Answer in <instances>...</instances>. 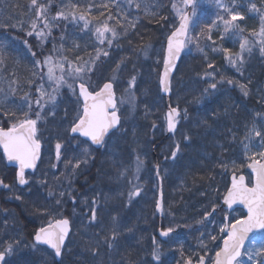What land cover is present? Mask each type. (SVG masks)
I'll use <instances>...</instances> for the list:
<instances>
[{"label":"rangeland","instance_id":"1","mask_svg":"<svg viewBox=\"0 0 264 264\" xmlns=\"http://www.w3.org/2000/svg\"><path fill=\"white\" fill-rule=\"evenodd\" d=\"M44 2L45 0H39ZM59 1H62L59 5L58 11L63 10L66 13L75 12L78 16L82 13L77 7L73 8L70 3L71 0H55V3L50 5L49 8V19L55 17L51 9ZM225 3L232 4V0H223ZM178 6H182V0H173ZM172 3V4H173ZM250 3H255L261 9H264V0H236L238 5L236 10L241 11L242 14L246 16L243 21H238L240 26L244 29L243 33H239L236 30V34L233 32L225 33L223 30V25L219 27H213L211 30L212 39H208L209 30L207 34L206 46L204 49L198 52L200 58L208 60L216 59V64L214 70H210L209 73L212 75L202 76L198 84H201L197 101H190L188 103L191 111H187V116L185 117V110L179 108L178 104H175L180 111H182V117L180 118L177 129L174 133H171L168 139H163L164 130L160 125H155L150 130V140L146 143L142 141L144 134L147 131V122L142 123V128H135V122L138 118H144L137 116V108L132 107L130 104L125 103L119 105V115L122 119V128L120 131L112 137L104 149L100 152L102 163H107L111 169H107L108 176L112 172H116L114 169L117 167L119 171L117 174L120 176L114 179H108L106 182L107 187L105 189L111 191L112 189L118 191L120 194H116L113 198L103 199L101 193L104 191L100 188L98 195H89L88 198H81L74 196V190L72 188L73 178L76 175L84 173L93 164L95 159V153L92 151L90 146L80 140L70 139L67 137V132L73 125L78 113L81 111V104L76 100V93L73 90H68L64 93L60 90L56 103L53 105L51 103L47 104L41 113V118L38 122L37 136L39 137L42 150L43 159L42 164L38 171L26 177L29 181L28 184L24 185L22 188H18L15 184L13 187L4 188L3 191L5 196H8L7 201L21 203V199L17 200L16 196H24L29 198L31 193L39 194V198L42 203H48V209L53 215L49 213H41L36 215V221L42 223L44 221L49 225V221L54 222V218L59 217V215H64L63 213L68 212L71 216V223L74 228V235L72 236L67 248L82 250L80 247L81 241L84 239H89L86 236L89 227H95L99 223V214L103 216V219L108 218L112 213L121 211L125 215V205L126 198L129 200L128 194L135 185L140 186V194L147 192V195H143L144 198L139 203V206L145 204V200L149 196L151 190L148 187V183L155 182V178L151 177L146 179L145 169L143 164L140 166V171L136 173L137 158L139 160L146 161L149 157V153L152 155L157 154L159 158L160 169L163 170L162 175H170L175 171L186 170L189 166H192L186 172L175 176V191L173 197L171 196L169 203L172 209L177 210L180 215H182L183 220L187 223H193L195 226H201L202 235L199 239V249L203 252L205 247L208 250V257L214 258L216 248L223 242V233L220 232V228L224 226V221L229 223L235 222L243 216L241 211H236L231 214L230 218L227 216L226 212L221 209V203L223 197L228 189V178L223 176L224 171H228V174L236 175L244 174V170L247 166V158L245 155V150L243 147L244 143H247L246 135L248 130L255 124L259 129H264V56H261L259 51V45L255 44L252 52H245L244 63L239 70L231 66V64L224 58L222 49L227 46L233 55L240 52V40L241 37L255 41L256 37L252 36V32H258L260 28L259 14L255 12H249ZM34 10V9H32ZM171 14L174 23L172 27L177 26L179 23L178 17L176 16V11L171 5ZM35 11V10H34ZM57 11V12H58ZM206 12L210 15L208 17L210 25L213 20L217 18L218 15L222 14V9L218 8L215 0H196V16L194 17V24H196L197 17H206ZM36 19V17H34ZM33 19V20H34ZM96 21H92L94 25ZM64 24L65 27H73L74 29H81V33L88 36L89 40H92L97 48L107 50L109 55L107 57L101 55L99 62H108L110 59H114L116 54L121 53L119 48V40L114 42L111 48L108 47L107 43L100 45L94 35V27L90 25V30H84L83 22H73L71 16L69 15L68 20H53L52 21V31L51 35H48L43 40H38L39 47L49 41L52 37L54 31H58L59 27ZM31 30V21L27 22L26 28ZM199 26L198 24L196 27ZM37 28L43 29V23L37 21ZM200 29V28H199ZM21 30L19 27L18 31ZM47 32V29H44ZM200 32L202 30L200 29ZM110 38V34H107ZM223 36V39L221 37ZM30 37L27 34L24 38L11 36V40L15 42V48L19 54L26 56L27 58L34 59L32 55L30 44L28 39ZM190 46L192 43L188 44L185 51V56H193V50ZM215 49V50H214ZM31 52V54H30ZM161 52L164 53V48L160 47L154 50L153 60L157 62ZM208 57V58H207ZM122 57H116L113 62V66L109 67L102 76V80L106 78L113 82L117 90L118 101L127 95L130 91L133 94V88L128 89V82L131 77L140 76L139 72H136L135 68L138 65V60L133 66L132 64L126 62H120ZM19 58H16L18 60ZM44 59H41L43 61ZM54 60V59H53ZM55 61V60H54ZM96 61V62H97ZM225 61L227 64H225ZM17 62V61H16ZM79 62V61H76ZM117 65H120L118 68ZM36 70L35 75L30 80L24 81L23 79H18L19 74H12L8 77L0 71V107H5L8 102L14 101L21 111H27L28 105L25 99L26 95L31 100L34 111L31 113L32 118L35 117V111H40V109L35 108V100L37 97L36 88L40 85V73L46 72L47 69H40L34 67ZM32 70L31 65L25 64L22 66V71L24 73L30 72ZM57 75H59V70H57ZM138 75V76H137ZM113 77L115 79L113 80ZM233 80L237 82V86H231L227 83V80ZM15 81V83H13ZM216 82L218 87L216 90H212L208 87L209 83ZM43 83L47 86L48 82L45 79ZM177 81L174 82L173 86H176ZM197 83L191 88L194 91L197 88ZM243 83L248 91L249 95L245 97L239 88V84ZM102 86V85H101ZM101 86L94 88L97 91ZM67 87V86H66ZM194 88V89H193ZM47 91L51 92V87H47ZM191 91V92H192ZM134 95V94H133ZM249 99L250 103L244 101L243 99ZM136 99V98H135ZM155 110L152 111L150 115V120L159 118L165 126L164 113H161L163 104L155 101ZM215 112V116L213 115ZM55 113L54 115L52 113ZM154 113V114H153ZM48 114L49 119L45 118L44 115ZM259 114V115H258ZM160 115V116H159ZM17 118L12 119V122ZM188 136L190 139L185 140L184 137ZM136 138H139L135 142ZM164 140L163 143H159ZM219 140V141H217ZM131 141V142H130ZM61 144L60 149V159L54 164V146L56 144ZM151 143H155V146H150ZM179 143L180 151L177 153L175 160L171 159L172 151L174 150L176 144ZM258 143V138L253 136V144ZM186 149L185 159L182 162H178L183 154V148ZM88 149L86 154L84 149ZM157 150V152H156ZM256 147L250 146V152L256 151ZM57 154V152H56ZM79 160L80 167L73 169L72 165ZM87 161L86 163L84 161ZM106 160V161H104ZM71 162V163H69ZM224 164L225 167L220 165ZM55 165V167H53ZM206 165V166H205ZM209 168L211 172H218L214 176H208L206 182L200 183V181H193L192 179L186 180L187 175L192 171L205 172ZM100 169L104 170L102 166ZM132 173L130 179H127V175ZM140 176L141 180L135 184L137 176ZM153 175V173H152ZM204 175V174H203ZM250 181L247 175L246 180ZM207 181H210L209 183ZM53 192L52 196H49V191ZM65 191L67 194L62 198L63 204L57 205L56 200L59 197V192ZM94 191V189H93ZM156 191L155 183L152 186V192ZM73 197L76 201L73 204ZM138 197V196H137ZM137 197H134L136 199ZM78 198V199H77ZM93 200L97 203L95 207L98 209L97 221L96 223H90L91 208L93 207ZM157 201V200H156ZM156 201L154 202V207H156ZM106 206L101 209L103 204ZM142 204V205H141ZM213 205L216 206L215 212L212 211ZM59 208V212L56 209ZM145 208V206H143ZM167 206L163 204L162 206V216L165 217ZM208 212L211 215L207 219H204V214ZM41 217V218H39ZM62 217V216H61ZM227 218V219H225ZM17 216L14 212L8 215L7 223L5 226V232L8 237H11L13 243L15 241L22 240L21 230L19 229V224L17 221ZM206 232V233H205ZM204 233V234H203ZM211 236H216L217 240L213 241ZM178 237L175 236V239ZM260 235L257 236V246L259 243ZM9 240H3L0 238V243L7 244ZM84 242H86L84 240ZM79 244V246H77ZM165 249L168 252L163 256L169 258L171 252L168 245ZM253 245L250 243L248 248ZM78 247V248H77ZM84 248H87L86 246ZM26 249L27 251H25ZM77 252V251H73ZM31 253L38 260V264H49L51 262V254L47 253L46 250H39L33 248L30 245L21 242L17 247L15 252L9 257L10 264H14L13 257L15 255H22ZM69 253V252H67ZM89 254V253H87ZM264 257H257V259H262ZM243 259L247 262V256ZM155 264L159 262L153 261ZM210 264V261H209ZM250 264V262H247Z\"/></svg>","mask_w":264,"mask_h":264},{"label":"trees","instance_id":"2","mask_svg":"<svg viewBox=\"0 0 264 264\" xmlns=\"http://www.w3.org/2000/svg\"><path fill=\"white\" fill-rule=\"evenodd\" d=\"M61 2L62 1H59L52 7L51 11L54 14L57 13ZM136 2L141 4L140 9H136L134 4L131 9H129L125 0L70 1L72 5H77V8L80 9L82 13H87L89 18L93 15L99 17L100 12L102 11L105 13V16L100 17L101 20L105 19L109 12L113 15H115L116 12H120L121 16H124L125 12H130V15L124 19L123 27L117 25L115 19L109 21V24L116 26L117 31L120 33L118 40L120 42L119 48L121 53L116 54L115 58L122 57L121 60H119L120 62H126L133 66L136 64V60L139 59L135 70L140 73V76L137 75L138 77H136L133 94L136 98L135 107L137 108V116H143L144 118H138L136 120L135 128L138 131V128H142L141 124L147 122L148 128L142 139V141L146 143L151 139L149 134L153 125H160L165 134V126L158 121L159 118L158 120L153 118L150 120L149 117L152 115V111L155 110V101L163 104L164 107L160 108L162 114L166 111L165 100L160 95L158 84L159 73L163 63V52L159 55L157 62H154L153 54L155 49L160 47L164 48L168 35L174 30L172 27L174 21L170 10L173 0H136ZM30 3L31 0H0V50L3 51L4 61L0 64V71L4 75L8 77L11 73L14 75L19 74L18 79H23L24 81L30 80V78H33L32 76L36 73V70L33 69L35 67L36 59L41 60L49 55H51L54 60H57L60 57H67L72 61H76L77 56L81 57L83 60H88L90 57L94 58L96 56L97 47L95 43L92 40H89L88 36L83 35L80 28L74 29L73 27H65L64 24L59 27L57 32L54 31L52 33V37L49 41L40 47L36 37H30V39H28L31 52L37 54L34 59L22 56L17 50H13V48H15V42L11 40V36L24 38V35L28 32L27 30L30 29L29 26L26 28L27 22H32L35 17V11L30 8ZM41 3L52 5L55 3V0H45ZM105 3L109 4L108 9L101 7V5ZM114 4H119L120 7L117 8ZM145 5L148 6L149 14H146L145 12ZM209 15L210 14L206 12V17L196 18V24L191 35L193 38L199 36V40L198 42H193L192 46H190L191 50H193V56H184L178 66L172 82V93L170 98L171 107H175V104H178L179 108L182 110L191 111L188 103L190 101H197L198 90L202 87V85L197 82L202 76L207 75L210 70H214L217 60L200 58L198 52H196V50L200 51L206 46L208 34L207 26L210 25L208 19ZM160 17H167V19H160ZM21 22H23V27L18 31L19 27H21ZM197 24L199 26L196 27ZM132 25H135V27ZM199 28L202 32H200ZM145 47L147 54H145L144 51H141V49ZM16 58L19 59L16 60ZM115 58L110 59L106 63L102 61H97L95 63V70L91 73L90 79L88 80L91 90L110 81V79L108 80L107 78L102 80V76L109 67H112L115 70L113 66ZM25 64L32 66L30 72L28 71L24 73L22 71V66ZM209 64H212L213 67L209 68ZM225 64H227L226 61ZM175 81H177V83L174 87L173 84ZM196 83L197 88L192 91L191 88ZM68 90L71 91L70 88L65 86L62 91L67 93ZM243 100L250 103L249 99ZM22 112L23 111L18 108L14 101L8 102L5 107H0V127L4 129L10 127L12 119L22 118ZM6 113L9 115H6ZM11 113H16V115L12 116L10 115ZM214 114L215 112L213 111V115ZM44 117L49 119L48 114L44 115ZM67 137H69V131L67 132ZM138 139L139 138H136L135 142H137ZM152 144L153 143H151L150 146H152ZM153 146H155V143ZM182 149L184 150V156H182L178 162H182L185 159L186 149H184V147ZM153 156L152 153H149V157H147V160L143 163L146 179L151 177L155 178ZM102 162L103 159L101 158V153L95 152V159L92 166L84 173L76 175L73 178L72 188L75 192L74 196L78 197L80 195L81 198H88L90 200L89 197L91 195L99 194L100 188L104 190L101 193L103 199L108 200L113 198L116 194H120L113 189L111 191L105 189L107 187L106 182L109 178L114 179L115 177L120 176L117 174L119 169L115 167L114 169L116 172H112L111 175L108 176L107 169L111 168L107 163ZM102 166L104 167L103 171L100 169ZM191 168L192 166H189L186 170L182 171H175L173 169L172 174L168 176L162 175L163 170L160 169L159 176L161 178L163 204L167 206L164 218L160 219L158 217L154 207V202L157 200L158 187H156L155 182L148 180L150 181L148 187L151 192L145 200L144 205L141 204L142 206H139V203L144 196L148 194L147 192H143L136 199L133 198L131 201L126 198V201L129 202H126L125 205V215H123L121 211H117L116 213L110 214L108 218L103 219V216L99 214L100 218L98 225L95 227H89L87 230L86 236L89 237V239H84L86 242H84V240L81 241L79 248H82V250L74 249L77 252H73V249L66 248L61 259L62 264H155L151 256L153 250V238H155L159 245L160 261L158 264H184V261L189 257L192 258L194 264L198 261L199 256L204 254V252L199 249V246H197L199 244V236L202 235L200 232H203L202 228L201 226H195L193 223L186 224L182 215H180L177 210L174 211L169 204L171 202V196L173 197V195H176L174 194L175 176H178ZM215 172L216 171H213V173ZM213 173L209 168H207L205 172H196L192 170L187 175L186 180L188 181L189 179H192L193 181L197 180L200 181V183H204L206 182V179L208 180V176H205V174L214 176ZM215 174H218V172ZM131 176L132 173H129L127 179H130ZM135 179L137 180V182L135 181V184L141 180L139 175ZM0 181H3V184H7L10 187H13L16 184L15 171L6 168L1 152ZM207 182L209 183L210 181ZM154 183L156 191L152 192V186H154ZM20 197L21 203H9L7 201L8 196H5L3 191V186H0V238L12 241L11 237H8L6 233H4V225L7 223L8 215L11 212H14L18 218L19 229L23 236L21 242L33 247V238L36 231L41 227L48 225L46 221L38 223L35 216L41 213L51 212L48 209V203H42L39 194L31 193L29 198L24 196ZM105 206L106 205L103 204L101 209ZM143 206H145V208H143ZM63 214L64 215H59V217L62 216V218L71 219L68 212ZM51 215H53V213H51ZM114 216L117 217L120 224L121 234L118 238L115 249L109 251L106 245L102 243V240L103 237L111 235L110 228L112 226V217ZM170 227L173 228L176 233H174V236L166 242H162L157 236L158 230H166ZM129 229H131V231H129ZM73 235L74 228L72 229L71 238ZM175 236L178 238L175 239ZM97 241H101L100 255L94 258L90 246H95ZM6 245L7 244H3L2 246L0 243V250H2L3 247H6ZM164 245L169 246L171 252L169 258L163 257L168 252ZM77 246H79V244ZM85 246L87 248H84ZM215 248L216 251H218L220 246L218 247L217 245ZM37 249L44 250L40 248ZM24 250L27 251L26 249ZM7 259H9V257ZM50 259L51 262L49 261V264H61V262H55L52 255ZM13 262L14 264H38V260L31 253L22 254L20 256L15 255L13 257Z\"/></svg>","mask_w":264,"mask_h":264},{"label":"snow or ice","instance_id":"3","mask_svg":"<svg viewBox=\"0 0 264 264\" xmlns=\"http://www.w3.org/2000/svg\"><path fill=\"white\" fill-rule=\"evenodd\" d=\"M129 9L135 5L136 9L141 8V4L136 0H125ZM218 8L222 9V14L218 15L213 20L211 25H208L209 36L208 39H212L210 33L213 27H219L223 25L225 33L233 32L236 34V30L239 33H243L244 29L240 26L238 21H243L246 16L241 11L236 10V0H232V4L223 2V0H215ZM115 7L119 8V4H114ZM78 7L73 5V8ZM101 7L108 9L109 4H102ZM30 8L35 10L36 19L31 22V30L26 34L28 36L35 35L38 40H43L48 35H51L52 21L53 20H68L69 15L73 22H83L84 30H90L92 21H96L92 27H94V35L100 45L107 43L108 47L111 48L114 42L117 40L120 33L117 31L116 26L110 25L109 21L115 19L116 24L121 27L124 26V19L130 15V12H125L124 16L120 15V12H116L113 15L111 12L103 20L100 17H104L105 13L102 11L98 16H91L89 18L87 13H81L78 16L73 11L66 13L63 10L58 11L55 17L49 19V8L50 4L46 5L39 2V0H31ZM172 8L176 11L178 17V26H174V30L167 37V46L164 55V72L160 75V86L161 90L168 92L169 89V76L174 70L177 60L185 47L193 42H198L199 36L193 38L191 35L192 30L195 27L194 17L196 16V0H182V6H178L176 3L172 4ZM249 12H255L259 14L260 28L258 32H252L251 35L256 37L255 41L241 37L240 40V52L233 55L227 47L223 48L224 58L231 64L232 67L240 69L244 63V53L252 52L255 44H258L261 56H264V9H261L255 3H250ZM145 12L148 13V6L145 5ZM160 19H167V17H160ZM43 23V29L37 28V21ZM135 27V25H132ZM23 22H21V28ZM47 29V32L44 31ZM107 34H110V38ZM223 39V36L221 37ZM215 50V49H214ZM146 53V47L141 49ZM35 57L37 54L32 53ZM103 55L107 57L109 52L101 48H96V56L83 60L77 56L76 61L69 60L67 57H60L57 60H53L51 55L44 58L43 61L36 59L35 67L44 69L46 72H41L40 80L41 83L36 88L37 97L35 100V108L40 111H35V117L32 118L31 113L34 111L31 100L26 95L23 99L26 100L28 110L22 112V118L14 120L10 127L4 129L0 127V148L3 149V157L8 162H15L18 165V171L16 173L18 183L20 185L28 184V180L25 176V169H34L36 167V161L40 156L41 143L37 136L38 122L41 118V113L45 106L49 103L55 104L58 98L60 90L67 86L73 90L79 89V98L82 99L83 104L81 111L78 113L73 125L70 128L71 134L75 137L78 134L80 137L86 138L85 143L90 141L92 145H96L97 148L106 146V136L109 135L113 130L119 131L121 127V118L119 113V105L128 103L132 107H135V96L129 91L125 97H122L119 101L116 99L114 84L112 81L105 82L98 91L90 89L88 80L90 79L91 73L95 70V63ZM3 61V51L0 50V64ZM119 68L120 65H117ZM209 68L213 65L209 64ZM59 70V75H57ZM207 75H212L208 73ZM47 80L48 85L46 86L43 81ZM115 77H113V80ZM136 77L133 75L128 82V89H132L135 86ZM15 83V81H13ZM227 83L231 86H237V82L229 79ZM242 94L247 97L249 91L247 87L240 83L239 85ZM47 87H51V92L47 91ZM208 87L212 90H216L218 84L216 82L209 83ZM2 91V89H0ZM55 114L54 112L52 113ZM6 115H9L6 113ZM10 115L15 116L16 113ZM166 115L167 131L174 133L177 129L179 118L181 116L180 110L177 107H169ZM187 116V111L184 113ZM259 115V114H258ZM155 127V125H153ZM253 136L258 138V143L253 144ZM185 140L190 137L185 136ZM247 143L243 144L245 155L247 158V168L251 170L252 178L248 184L245 183V176H237L235 172L232 176L231 186L227 189L226 195L223 197V204L227 205L229 209L235 204L243 205L246 209V215L239 219H236L233 223H225L220 228L221 233H226V237L223 238V246L220 247L219 251L215 252L214 258L208 257V250L205 247L204 254L199 256L198 261L195 264H264V258L257 259V257H264V129H259L253 124L248 130L246 135ZM250 146L256 147V151L250 152ZM61 144H56L57 159H60ZM85 153H88V149H84ZM180 151L179 143L176 144L171 154V159L175 160L177 153ZM87 162L86 160L84 161ZM71 163V162H69ZM80 161L77 160L72 165L73 169L80 167ZM143 161L137 158L136 173L140 171V166ZM225 167L224 164L220 165ZM55 167V165H53ZM159 166H157V176L159 177ZM0 186L9 188L7 184H3L0 181ZM67 193L65 191L59 192V197L56 200V204H63V197ZM53 192L49 191V196H52ZM140 195V186L135 185L133 190L128 194L129 201L134 197ZM16 199H21L20 196H16ZM76 201L73 198V204ZM93 207L91 208L90 223L94 224L97 221L98 209L95 207L96 201L93 200ZM156 210H162V203L160 200L156 201ZM216 206L213 205L212 211L215 212ZM59 212V208L56 209ZM51 215V213H49ZM211 213L206 212L204 219H207ZM227 219V218H225ZM131 231V229H129ZM174 231L173 228L162 230L160 235L162 237H168L170 233ZM111 235L103 237L102 243L106 245L109 251L115 249L118 238L120 236V224L117 217H112V226L110 228ZM70 233V220L67 218L56 217L54 223L50 220L48 227H41L34 235V244L46 245L51 249L56 258H61L63 255L62 249L65 246V240ZM259 233V243L257 246V237L250 235ZM213 241L217 240L216 236H211ZM249 241L253 246L246 248L245 242ZM21 241L9 240L6 247L0 250V264H10L7 259L11 257L15 252L16 247ZM101 241H97L95 246H90L93 257L100 255ZM153 261H160L159 245L155 238H153V250L151 253ZM247 256V262L243 259ZM62 264V261H61ZM184 264H193L191 257L184 261Z\"/></svg>","mask_w":264,"mask_h":264},{"label":"water","instance_id":"4","mask_svg":"<svg viewBox=\"0 0 264 264\" xmlns=\"http://www.w3.org/2000/svg\"><path fill=\"white\" fill-rule=\"evenodd\" d=\"M166 46H167V40H166V42H165L164 55H165ZM184 51H185V48L183 49V51H182V53H181V55H180V58L177 60V62H176V66H175L174 70L170 73V76H169V89H170V90H169L168 92H164V91L161 90V86H160V77H159V88H160V92H161L162 97H164L165 100H166V102H167V112H168L169 107H170V105H169V99H170V96H171V85H172V80H173V78H174V76H175V73H176V71H177V69H178V66H179V64H180V61H181V59H182V57H183V55H184ZM163 60H164V59H163ZM163 72H164V63L162 64V68H161V71H160V75H161ZM76 90H77V97H78V99H79V101H80V103H81V105H82V104H83V101H82V99L79 98V89L76 88ZM114 91H115V87H114ZM115 95H116V93H115ZM116 99H117V97H116ZM167 112H166V113H167ZM165 118H166V115H165ZM166 127H167V125H166ZM115 132H117V131L113 130L112 132H110L109 135L106 136V138H105L106 141H107V139H108L113 133H115ZM171 133H172V132H168V131H167V136H169ZM70 137H71V138H78V139H81L82 141H85V139H86V138L80 137L78 134H75V137H74L73 134H71V132H70ZM86 143H88L90 146H92V148H94L96 151H98V150H100V149L102 148V147H101V148H97V146H96V145H92L90 141H87ZM0 150H1L2 155H3V149L0 148ZM41 150H42V149H40V156H39V158H38L37 161H36V167H35L34 169H25V176H26L27 174H31V173H33V172L36 171V169H37V167H38V165H39V163H40V161H41V156H42V151H41ZM4 159H5V158H4ZM5 162H6L7 166H8V168H11V169L16 170V173H17V171H18V165H17L15 162H8L6 159H5ZM245 172H246L247 174H249L250 178H252V174H251V170H250V169H248V168L246 167ZM232 176H233V175H232ZM232 176H231V178H230V186H231V182H232ZM16 180H17V176H16ZM245 183L247 184V182H246V178H245ZM158 184L161 185V184H160V181L158 182ZM17 185H18L19 188L24 187V185H20V184L18 183V180H17ZM230 186H229V187H230ZM160 190H161V189H160ZM158 200H160L161 203H162V192H161V191H159V197H158ZM221 207H222L223 210L227 211L229 214L234 213V212L237 211V210H242V211L244 212V215L247 214V213H246V209H244L243 205H240V204H235V205L232 206L231 209H229L228 206L225 205V204H223V201H222ZM157 214H158L159 218L162 217V216H161V211H157ZM226 223H228V222H226ZM160 225H161V224H160ZM46 227H48V226H46ZM161 231H162V230L159 229V231H158V233H157V236L159 237V239H160L161 241H165V240H167L170 236H172V233H170V235H169L168 237H162V236L160 235V232H161ZM71 233H72V229H71V223H70V233H69L68 237H67L66 240H65V246H64L63 249H62V252H63V253H64V250H65L66 245H67V243H68V240H69V238H70V236H71ZM224 235H225V237H226V233H224ZM250 235H255V236H257V235H259V233H254V234H250ZM249 243H250L249 241H246V242H245L246 247L248 246ZM37 246L42 247V248H46L47 250H49L50 252L53 253V251H52L51 249H49L46 245H37ZM222 246H223V243H222L221 247H222ZM53 256H54V253H53ZM62 256H63V255H62ZM61 258H62V257H61ZM61 258H56V257L54 256V259H55V261H56L57 263H60Z\"/></svg>","mask_w":264,"mask_h":264},{"label":"flooded vegetation","instance_id":"5","mask_svg":"<svg viewBox=\"0 0 264 264\" xmlns=\"http://www.w3.org/2000/svg\"><path fill=\"white\" fill-rule=\"evenodd\" d=\"M156 160H157V158L155 157V158H154V161H155V163H157V161H156Z\"/></svg>","mask_w":264,"mask_h":264}]
</instances>
